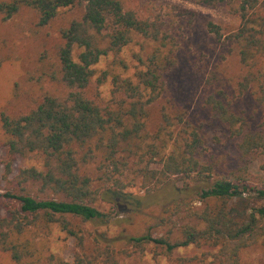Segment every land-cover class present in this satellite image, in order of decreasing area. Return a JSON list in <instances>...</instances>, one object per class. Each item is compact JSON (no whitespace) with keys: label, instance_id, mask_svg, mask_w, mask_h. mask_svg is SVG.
<instances>
[{"label":"trees","instance_id":"trees-1","mask_svg":"<svg viewBox=\"0 0 264 264\" xmlns=\"http://www.w3.org/2000/svg\"><path fill=\"white\" fill-rule=\"evenodd\" d=\"M233 1L238 3L240 26L227 39L245 69L238 96L250 93L264 106V0L202 3ZM77 6L83 8L82 16L60 30L57 65L45 71L47 79L62 84L67 93L46 94L27 114L0 116L10 156H39L43 161V169H20L13 189L0 195L7 200L6 213L0 217V264L3 255L14 264H118V251L98 245L90 252L86 246L87 225L106 218L95 206L99 189L82 171L92 163L120 194L139 178L148 189L162 188L173 177L184 180L181 191L186 196L175 201L162 220L174 222L173 217L185 213L192 223L175 222L167 237H132L136 250L155 244L171 254L180 248L209 246L217 251L203 259L205 264H245L249 249L264 246V206L253 208L243 219L233 217L230 208L252 190L264 200V188L250 187V164L256 154L262 158L264 174V116L257 122L253 115L236 112L235 96L212 88L204 101L207 122L192 123L184 114L172 116L163 109L157 132L150 134V107L163 95L165 76L178 67L177 44L161 23L126 11L121 0H0V14L8 20L29 8L38 14V25L46 27L62 10ZM209 27L221 40L219 27L213 23ZM137 39L143 41V54L137 57L133 75L122 77L106 70L98 78V85H103L113 77L114 101L102 102L91 94L97 65ZM210 125L234 141V169L223 171L219 155L209 152L206 130ZM7 168L9 175L11 163ZM194 201L199 207L191 206ZM54 226L75 239L72 261L44 252L42 241ZM95 241L99 242L97 237Z\"/></svg>","mask_w":264,"mask_h":264},{"label":"rangeland","instance_id":"rangeland-1","mask_svg":"<svg viewBox=\"0 0 264 264\" xmlns=\"http://www.w3.org/2000/svg\"><path fill=\"white\" fill-rule=\"evenodd\" d=\"M121 1L126 11L135 12L141 19L161 23L164 31L177 44L178 67L165 76L163 95L150 107L147 132H157L163 109L172 116L184 114L192 123L207 122L209 115L204 101L212 88L223 89L231 97L235 96L236 112H245L253 115L257 122L262 121L264 106L259 105L250 93L238 96L237 92L245 69L240 63L236 47L227 39L240 26L237 2L205 5L202 0ZM82 13L83 8L80 6L62 10L46 27L38 25V14L29 8L21 9L8 20L0 14V116L3 113L11 117L27 114L43 101L46 94L63 96L67 93L62 84L47 79L45 74L48 73L45 71L57 65L58 49L62 44L60 30L72 20L81 18ZM210 23L219 27L221 40L210 31ZM142 42L137 39L119 55H112L97 65L92 95L100 96L104 103L114 101L112 75L103 85H98L97 80L106 70H113V73L122 77L133 75L139 64L137 57L143 54ZM210 81L211 84H208ZM217 129L216 125L207 127L206 146L209 152L219 155L223 171L234 169L237 166L234 141L230 140L228 133ZM4 141L0 124V195H6L13 189V179L20 169H43V161L39 156L11 157ZM9 163L12 173L7 175ZM261 164L262 158L258 154L254 155L250 164L251 189L264 188ZM82 171L92 178L94 187L99 189L95 206L106 215L104 220L87 225L86 246L90 252H94L98 245L101 249L118 251V264H205L203 259L217 251L209 246H190L168 254L155 244L147 245L144 251L136 250L131 244L132 237L145 234H151L154 238L167 237L175 227V222H191L185 213L173 217L174 222L162 220L167 216V209L186 196V192L181 191L184 189V180L180 177L171 178L162 188L149 189L144 188L143 180L139 178L120 194L104 181L103 172L97 163L85 166ZM6 201L4 197L0 198V217L6 213ZM191 206L199 207L195 201ZM262 206L264 200H260L256 191L252 190L243 195L242 201H233L230 213L233 217L243 219L253 208ZM95 237L99 242L95 241ZM42 248L46 254H55L72 261L76 241L54 226L42 241ZM103 257L99 259L100 263ZM190 259H193V263ZM243 259L245 264H264V246L249 249ZM1 262L14 264L7 255L1 256Z\"/></svg>","mask_w":264,"mask_h":264}]
</instances>
